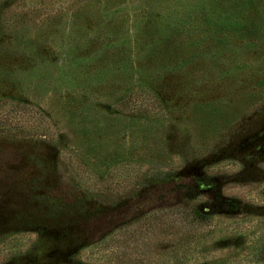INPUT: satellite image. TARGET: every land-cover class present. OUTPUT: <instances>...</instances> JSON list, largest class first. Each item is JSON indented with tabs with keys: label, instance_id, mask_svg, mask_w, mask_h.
Instances as JSON below:
<instances>
[{
	"label": "rangeland",
	"instance_id": "obj_1",
	"mask_svg": "<svg viewBox=\"0 0 264 264\" xmlns=\"http://www.w3.org/2000/svg\"><path fill=\"white\" fill-rule=\"evenodd\" d=\"M45 1L0 23V264H264V0Z\"/></svg>",
	"mask_w": 264,
	"mask_h": 264
},
{
	"label": "trees",
	"instance_id": "obj_2",
	"mask_svg": "<svg viewBox=\"0 0 264 264\" xmlns=\"http://www.w3.org/2000/svg\"><path fill=\"white\" fill-rule=\"evenodd\" d=\"M70 1L72 0H55L56 5L58 6H62L64 3ZM51 2H46L45 0H0V23L14 24L15 21L22 22L28 19H33L34 17H39L47 12L36 16L34 13L50 11L52 7L51 5H53ZM140 81L134 80L123 94V97L119 99L118 103L122 104V107H126L130 112L154 113V106L147 105L143 102V98L145 95H149V93L154 94L155 96L157 95L149 84L145 83V85ZM193 209H191L193 218L197 217V219L204 221L209 216V212L207 211H203L199 208ZM145 228L148 229V227ZM138 235L141 236V234ZM136 241L139 242V239L134 235V240H132L134 246Z\"/></svg>",
	"mask_w": 264,
	"mask_h": 264
}]
</instances>
